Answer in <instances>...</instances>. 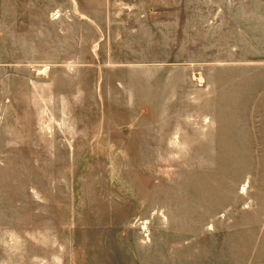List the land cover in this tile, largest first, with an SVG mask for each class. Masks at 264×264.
I'll return each instance as SVG.
<instances>
[{
	"label": "rangeland",
	"instance_id": "rangeland-1",
	"mask_svg": "<svg viewBox=\"0 0 264 264\" xmlns=\"http://www.w3.org/2000/svg\"><path fill=\"white\" fill-rule=\"evenodd\" d=\"M0 264H264V0H0Z\"/></svg>",
	"mask_w": 264,
	"mask_h": 264
}]
</instances>
